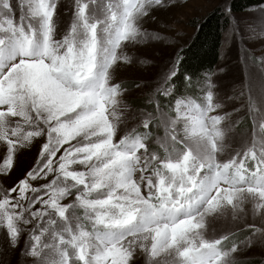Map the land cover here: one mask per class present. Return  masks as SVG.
<instances>
[{
    "label": "snow or ice",
    "instance_id": "snow-or-ice-1",
    "mask_svg": "<svg viewBox=\"0 0 264 264\" xmlns=\"http://www.w3.org/2000/svg\"><path fill=\"white\" fill-rule=\"evenodd\" d=\"M174 6L72 0L58 34L60 0H0V177L38 145L34 165L11 187L0 184V228L15 249L22 226H34L24 254L35 264H233L235 232L216 235L210 221L249 215L242 243H264V96L260 107L249 96L251 134L226 160L229 114L217 112L210 74L171 115L157 104V114L128 117L121 106L128 89L116 71L132 62L123 45L145 36L139 21L153 9ZM257 10L264 14V0ZM174 56L163 95L175 88ZM258 62L264 68V57ZM129 119L139 123L122 131Z\"/></svg>",
    "mask_w": 264,
    "mask_h": 264
},
{
    "label": "rangeland",
    "instance_id": "rangeland-1",
    "mask_svg": "<svg viewBox=\"0 0 264 264\" xmlns=\"http://www.w3.org/2000/svg\"><path fill=\"white\" fill-rule=\"evenodd\" d=\"M71 2L72 0H60L58 34H62L68 27L70 19L65 9ZM231 3L232 0H174V7L153 9L148 16L139 21L145 36L137 42L123 45V51L132 58V62L120 64L115 77L116 81L121 82L128 89L121 98V106H126L124 110L128 117L133 115L139 117L142 111L157 114L155 111L157 104L169 113L168 108L160 105L157 95L162 96L164 88L170 83L166 78L169 76L172 62L177 60L174 53H179L177 61L179 63L182 49L188 46L194 37L195 24L213 10L220 8L229 18L236 17L239 21V31L236 22L231 21L230 18V24L223 34L220 62L210 73V79L216 85V97L222 103V107L217 112L220 115L229 114L225 115L221 125L225 131V143L228 145L219 157L221 160L231 158L234 149L239 148L242 140L251 134V118L246 114L249 96L255 99L257 107L261 106L260 99L264 96V75H262L264 68H261L258 62L259 57H264V14L253 8L245 13L231 12L229 15L225 10L231 7ZM249 50L255 54L253 57L249 56ZM204 78H207V74ZM200 83L196 84L195 92L185 95L184 99L198 97L201 88L197 85ZM137 84L140 86L136 87ZM171 114L172 110L169 115ZM138 123L139 119H129L127 128L121 126L122 131L131 129ZM138 130L142 131V129ZM155 134L162 135L163 129L156 128ZM37 152L38 145L26 150L21 157L20 167L8 177H0V184L11 187L25 170L34 165ZM43 183L45 181H34L33 186L39 187ZM247 207L250 209L251 204ZM252 219L253 217L249 215L245 222L210 221V231L215 229L216 235L229 229L235 232L231 241L237 243L239 248L235 254H231L233 264L250 260L252 264L256 260L258 264H264V243L260 242L258 236L252 237L251 247L242 243L251 236V229L245 228L244 224L251 222ZM22 227L26 230L22 233L19 246L15 249L9 247L7 233L0 228V264H35V258L24 254L30 230L34 226L30 224ZM43 239L46 240L47 237ZM137 264H142V260L137 261Z\"/></svg>",
    "mask_w": 264,
    "mask_h": 264
},
{
    "label": "trees",
    "instance_id": "trees-1",
    "mask_svg": "<svg viewBox=\"0 0 264 264\" xmlns=\"http://www.w3.org/2000/svg\"><path fill=\"white\" fill-rule=\"evenodd\" d=\"M258 3L259 0H232L231 9L235 14L245 13L257 8ZM229 24L230 18L220 8L208 13L195 24L194 37L180 54L179 73L174 79L175 88L171 89L169 96L157 95L160 105L168 108L169 113L176 99L194 93L196 84L217 68L223 34ZM185 77H189L192 83L189 84ZM240 264H252V261H241ZM253 264H258V260Z\"/></svg>",
    "mask_w": 264,
    "mask_h": 264
}]
</instances>
